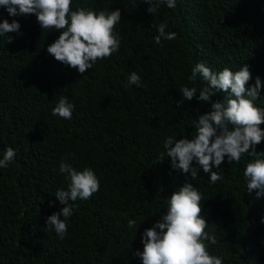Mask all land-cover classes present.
Masks as SVG:
<instances>
[{"label":"trees","instance_id":"16d2710c","mask_svg":"<svg viewBox=\"0 0 264 264\" xmlns=\"http://www.w3.org/2000/svg\"><path fill=\"white\" fill-rule=\"evenodd\" d=\"M71 6L121 11L119 50L84 74L47 52L57 31L41 29L34 14L12 17L0 6V21L21 26V34L0 37V158L8 147L16 151L9 167L0 168V264H141L133 255L143 251L141 234L186 180L204 198L206 231L217 239L210 253L223 264H264V195L249 193L243 176L250 157L233 164L225 158L213 169L223 179L211 184L202 169L194 181L173 169L163 148L168 136L191 138L198 115L210 110L209 102L185 100L180 92L196 87L198 96L205 86L199 77L188 80L197 62L214 72L247 64L249 85L261 79L255 103L264 108V0H176L175 8L161 5L154 15L142 0H72ZM164 22L178 36L157 44ZM132 72L142 86L128 83ZM62 96L74 105L71 120L51 114ZM256 151H264V141ZM161 153L164 161L153 163ZM62 160L91 168L100 187L75 202L60 239L46 218L63 207L55 197L68 184ZM129 219L136 230L127 227Z\"/></svg>","mask_w":264,"mask_h":264},{"label":"clouds","instance_id":"9594fccd","mask_svg":"<svg viewBox=\"0 0 264 264\" xmlns=\"http://www.w3.org/2000/svg\"><path fill=\"white\" fill-rule=\"evenodd\" d=\"M148 5L147 11L153 15L161 5L176 7V0H142ZM72 0H0L9 16L34 14L41 29H54L58 37L47 46V52L58 62L84 74L98 60H104L117 52L121 40L115 27L121 22V11H94L77 7L72 10ZM20 24L13 19L0 21V37L7 33H20ZM167 23L157 26L154 40L177 39L176 32H167ZM7 41H12L7 36ZM205 82L199 95L196 87H181L185 100L193 97L209 102L210 110L198 115L194 123L195 134L177 139L168 136L163 142L171 167L190 175L196 180L200 170L209 175V183L223 179L219 169L225 158L231 164L240 163L242 156L250 157L243 169L246 189L256 190L257 198L264 195V151L257 152L256 146L264 141V108L255 103L260 95L261 79L257 76L254 85H249L252 74L247 64L232 71L225 67L214 72L203 62H197L188 80L195 83L197 78ZM130 85L142 86L141 77L132 72L128 77ZM226 95L222 100H212L217 93ZM180 106V100L177 101ZM74 105L62 96L52 108L51 114L66 120L72 119ZM74 155V154H71ZM165 153H161L153 163H162ZM16 156L12 147L6 148L0 158V168H8ZM59 171L65 174L67 188L56 190L55 197L63 205L59 212L46 218V225L54 229L63 239L68 230V219L78 208L77 200L87 201L99 191L100 182L94 171L85 167L77 170L66 161H61ZM202 193L192 182L186 180L182 186L168 197L167 209L161 218L141 234L143 251L134 250L141 264H223V259L210 253L209 246L217 243L215 235L206 229L208 222L201 215ZM62 217V218H61ZM261 222L264 223V217ZM135 219L127 221V227L137 229Z\"/></svg>","mask_w":264,"mask_h":264}]
</instances>
